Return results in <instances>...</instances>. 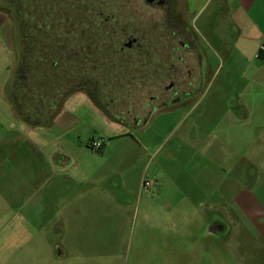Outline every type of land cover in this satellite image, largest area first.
<instances>
[{"label":"crops","instance_id":"0c3cea01","mask_svg":"<svg viewBox=\"0 0 264 264\" xmlns=\"http://www.w3.org/2000/svg\"><path fill=\"white\" fill-rule=\"evenodd\" d=\"M212 1L181 0L185 13L193 11L189 28L195 56L186 65L206 73L202 94L157 110L133 132L108 119L89 98L91 110L77 119L90 114L108 125L93 140H103L102 155L89 161L75 158L77 144L68 142L66 148L28 160L30 165L43 162L37 175L29 172L25 179L26 187L39 186L32 195L40 189L43 194L28 199L32 203L25 214L16 212V191H2L14 174L0 173V230H6L0 236V264H114L122 254L121 228L129 214L135 222L138 212L144 233L137 237L129 264H178L188 258L178 251L183 220L197 221L202 235L210 234L204 213L211 206L220 208L228 197L229 213L241 215L242 225L254 220L261 210L254 174L264 173V53L255 58L264 46V0H218L200 21L201 35L195 22ZM8 24L0 11V53L10 68ZM66 115L61 112L58 119ZM6 164L0 159V168ZM146 179L154 182L149 192L141 189ZM94 230L105 234L96 237Z\"/></svg>","mask_w":264,"mask_h":264},{"label":"rangeland","instance_id":"374dc122","mask_svg":"<svg viewBox=\"0 0 264 264\" xmlns=\"http://www.w3.org/2000/svg\"><path fill=\"white\" fill-rule=\"evenodd\" d=\"M0 1L2 2V8L3 5L5 7V1L7 2V0ZM29 1L34 15L39 12V8L36 4L32 5V3L37 1L35 3L43 5V13L47 21L49 20L47 22L49 32L54 29L52 18H60L69 22L64 24L63 34H66L70 39L74 38L70 37V34H73L75 29L77 30L78 77L70 76L68 82L74 83V86L76 83L77 88L81 89L79 92H84L88 97L85 95H71L65 100L62 109L49 127H28L17 117L2 92L6 81L15 69V51L12 49L13 60L10 68V63L6 61L5 54L0 53V159H4L9 163L0 168V173L14 174V180L7 182L8 185L4 186L2 191H16L14 198V200H17L15 204L16 212L24 214L27 206L32 203H28V199L31 196L33 199H41L43 194V190L40 189L32 195L33 189H38L39 186H35V188H33V185L26 187L27 181H25L29 172L37 175L38 170L43 167V162L36 160L35 164L30 165L28 160L43 158L44 155L50 152L54 153L61 147L66 148L68 142L77 144L78 149L75 150L77 155L75 158L83 157L85 161H89L96 160L98 156L102 155L101 151L92 149L90 144L97 139L101 131L105 132L107 130L108 125L102 121V117H95L90 114L84 116L83 119H77V117L91 110L88 105L89 98L108 117H116L123 123L131 125V127H128L130 132L135 130L134 127L137 121L134 120L135 117L143 121L153 108L161 109L163 107L162 100L171 95L165 88L175 75L183 76L182 63L172 61L170 58L171 40L169 34L171 31L166 23L167 12L171 14L174 20L178 19L180 22H186L188 26L192 25L193 18L192 10L189 13L184 12L181 0H172L171 8H168L169 11L148 5L144 0ZM217 2L218 0H214L209 6L205 7L200 12V20L195 22V27L201 35H203V28L200 26V21L209 13L211 8H215L211 6L217 5ZM3 10L8 16L7 33L12 46L11 27L14 22L10 11ZM76 19L78 20V28H71L72 21H76ZM225 19V15L222 16L220 20L222 24H224ZM67 30L70 31L69 34L66 33ZM85 33L89 35L90 41L97 35L94 39L96 41L92 43V57L95 60L92 61L91 59V63L85 62L88 54V50L85 48L87 45H84L86 38L83 35ZM130 38L136 39L137 45L120 50L123 43H126ZM198 42L204 47L202 41L198 39ZM64 43L70 44L69 39H63ZM174 55L176 57L180 56L181 52ZM64 64L66 67V62ZM171 65H173V68L175 67V71L172 70ZM212 71L213 69L209 73L212 74ZM203 72L202 70L198 84L188 90L190 96L202 94L205 90L207 84L205 76L207 75L206 73L203 75ZM222 73L223 70L218 76L221 77ZM236 78L239 79V76L236 75ZM70 88H73L72 84ZM261 89H264V87H261ZM62 92L60 91V94L53 98L54 102H58ZM95 94L99 96L96 97ZM65 111L67 115L58 119L60 113ZM53 124L56 125L51 127ZM69 127L71 129L66 132L65 129ZM46 144H49V146L42 150V147ZM38 149L41 150L38 151ZM10 162H13V164L11 165ZM6 175L11 174L6 173ZM263 177V170H258L254 174V184L259 185L258 189L254 191L255 198L259 202L261 210L255 213L252 221L248 220L245 215V218L250 222H247L246 226L241 223V215L236 217L234 214L229 213V204L227 205L226 202L229 201L228 203H230L231 197L226 198L225 203L221 204L220 208L211 206L210 212L208 214L204 213L205 219L209 215V221L211 222V232L208 235H202L203 228L198 230L197 221L183 220L184 228L178 230V251L179 254H188V258L179 261L178 264H264ZM5 178L7 179L6 176L4 180ZM37 185L40 184L37 183ZM129 215L130 220L121 228L120 237L123 238L122 254L114 264H125L124 258L127 251L129 256L126 264L131 262L137 237L138 235L143 236L144 233L140 212H138L135 222L132 215ZM200 217L202 218V214ZM218 224L223 226V231H218ZM103 231L105 232V230H94L93 233L96 237H99L105 234ZM5 232L6 230H0V236H4ZM149 232L154 234V230L149 229ZM53 234L55 235H52L51 238L57 235L56 233ZM90 237H92V234ZM94 247L97 246L91 244V248ZM7 252L9 251H6L5 255ZM103 262L99 260L97 264Z\"/></svg>","mask_w":264,"mask_h":264},{"label":"trees","instance_id":"16d2710c","mask_svg":"<svg viewBox=\"0 0 264 264\" xmlns=\"http://www.w3.org/2000/svg\"><path fill=\"white\" fill-rule=\"evenodd\" d=\"M35 2L32 5L36 4L39 12L34 15L29 0H7L3 8L0 1V11L4 12L3 9H7L13 18L11 42L12 49L15 51V69L6 81L3 92L12 110L24 124L28 127H48L62 109L65 100L81 90L77 88L76 83L74 86V83L68 82L70 76L78 77L77 30L70 34V37H74L70 39L63 34L64 24L69 22L52 18L54 29L49 32L47 30L49 20L47 21L43 13V5ZM77 26L76 19L72 21L71 28ZM69 32L67 30L66 33L69 34ZM83 37L86 38L87 42L84 41V45H87L85 48L88 50L85 62L91 63V59L95 60L92 57V43L96 41L94 39L97 35L92 41L86 33ZM63 39H69L70 44H63ZM71 84L73 88H70ZM60 91L63 92L56 103L53 98L60 94ZM108 118L131 127L116 117ZM135 119L137 120L135 127H137L143 125L148 118L143 121H140L138 117Z\"/></svg>","mask_w":264,"mask_h":264},{"label":"flooded vegetation","instance_id":"af4514ba","mask_svg":"<svg viewBox=\"0 0 264 264\" xmlns=\"http://www.w3.org/2000/svg\"><path fill=\"white\" fill-rule=\"evenodd\" d=\"M171 1L172 0H144L146 4L161 8L163 10H168L169 7L171 8ZM175 20L171 17V14L167 12L166 23L170 27L171 31L169 34L171 40L169 48L170 58L172 61H179L180 63H182L183 76L181 75L180 77L175 75L173 77V80L165 88V90H167L171 95L162 100L163 107L161 109L173 107L177 104H180L182 100L186 99L187 95H189L188 90L192 88L189 85H192V82L195 80L199 81V78H201L200 74L202 73V70L197 66L191 67L186 65L188 61L187 58H189V56H195L193 51L194 47L196 46V42L192 37L191 30L187 23L180 22L178 19ZM132 45L136 46L137 40L130 38L126 43H123L120 50H122L123 48H130ZM177 52H181V55L176 57L174 54ZM198 55L196 54L197 57ZM171 67L172 70L175 69V67L173 68V65H171ZM188 81L189 83H187ZM95 96L98 97L99 95L95 94ZM157 110L160 109L153 108V110L149 111L147 118H149Z\"/></svg>","mask_w":264,"mask_h":264},{"label":"built area","instance_id":"2783aa9c","mask_svg":"<svg viewBox=\"0 0 264 264\" xmlns=\"http://www.w3.org/2000/svg\"><path fill=\"white\" fill-rule=\"evenodd\" d=\"M264 52V46H260L258 54L255 56L256 58H259L260 55ZM103 140H96L92 141L90 144V147L94 150L100 151L103 147ZM154 185V182L152 180L146 179L141 184V189L145 192H149V189Z\"/></svg>","mask_w":264,"mask_h":264},{"label":"water","instance_id":"95a60500","mask_svg":"<svg viewBox=\"0 0 264 264\" xmlns=\"http://www.w3.org/2000/svg\"><path fill=\"white\" fill-rule=\"evenodd\" d=\"M146 121H147V120H146ZM146 121H144V123H143V124H145V123H146ZM218 231H220V232H221V231H223V230H221V228H219V229H218Z\"/></svg>","mask_w":264,"mask_h":264}]
</instances>
